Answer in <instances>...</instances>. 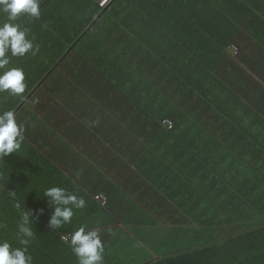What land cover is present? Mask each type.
Returning <instances> with one entry per match:
<instances>
[{
    "label": "crops",
    "instance_id": "obj_1",
    "mask_svg": "<svg viewBox=\"0 0 264 264\" xmlns=\"http://www.w3.org/2000/svg\"><path fill=\"white\" fill-rule=\"evenodd\" d=\"M41 1L45 7L40 8V17L45 20L22 16L17 21L31 27L29 35L35 37L34 45L50 44L48 38L54 37V24L65 33L74 32L83 24L84 30L65 55L78 43L85 53L89 52L90 57L84 58L93 70L87 74L88 69L76 68L74 84L64 83L59 91L63 96L80 86L79 83L88 86L83 93L73 90L79 99L69 113L48 109L45 121L55 127L60 123L67 125L69 138L65 139L70 142L64 143L79 145L75 153L64 158L62 152L66 150L56 149L55 154L61 153L56 162L82 156L101 160L112 152L110 146L128 143L127 138L119 137L121 130L136 126L122 115L124 121L112 120L109 109L114 113L133 112L135 105L144 101L141 98L145 94L158 97L167 94L164 74L171 78L169 72L174 66L180 75L191 66L196 67L199 59H203L206 71L199 70L191 92L198 97L212 96L214 101L205 106L202 122L191 121L186 125L196 131L206 123L207 128L218 131L208 137L207 171L190 172L191 180L183 172H126L128 176L134 174L133 184H137L110 191L114 219L106 211H98L97 204L103 205L98 201L76 210L72 224L57 230L48 228L46 214L41 215L32 224L34 238L28 246L33 264H78L58 234L91 223V218L97 220L94 226L99 225L105 232L104 264H157L199 244L215 242L219 236L223 239L224 232L238 226L264 225V0H112L85 28V16L78 7H85L87 1L77 0L76 4H71L72 0ZM249 21L253 27L248 28ZM90 29L91 35L79 41ZM236 39L240 48L238 56L228 49L231 40ZM184 50L194 51H190L191 57H184ZM184 63L190 65L185 68ZM151 80H163L154 92L137 87V82ZM32 92L28 85L22 97L0 92V108H13L19 120L30 123L26 127L31 131L35 123L28 111L39 109L41 102ZM199 107L196 104L194 110ZM96 119L99 124L89 126ZM104 128L113 134L103 137L100 133ZM24 137L19 152L0 159V237L8 239L14 247L21 246L16 239L20 212L7 190L16 191V201L26 209H46L43 188L57 185L71 189L73 180L72 172H32L30 166L33 169L36 163H26L24 158L38 140L32 142ZM32 157L37 160L40 154L35 152ZM197 158L193 162L195 168ZM82 173L94 175V172ZM199 174L204 191L198 187ZM86 184L85 181L82 186L87 187ZM180 199L185 204L177 212L167 213L169 204L177 205ZM160 205L164 212L157 214L158 217L148 212Z\"/></svg>",
    "mask_w": 264,
    "mask_h": 264
},
{
    "label": "trees",
    "instance_id": "obj_2",
    "mask_svg": "<svg viewBox=\"0 0 264 264\" xmlns=\"http://www.w3.org/2000/svg\"><path fill=\"white\" fill-rule=\"evenodd\" d=\"M76 1L72 0L71 4H76ZM83 1H87L86 6L82 7L80 5L78 8H80L81 14L85 16V28L88 26L87 23H91L100 13V10H104L112 0H109L103 7L98 5V0ZM49 2H52V0ZM61 3L67 5L65 2ZM42 7H45L43 1L40 3V8ZM82 16L81 19L83 20ZM103 19V17L99 18L100 22ZM22 20H26V18ZM42 20H45V18L40 17L39 21L41 22ZM72 23L75 24L74 18ZM82 26L83 24L74 32L65 33L57 24H54V37L48 38L50 44L40 43L39 51L35 55L27 54L24 57L13 58V64L24 69L26 75L25 83L28 85V90H32L33 97L41 101L39 109L28 111L29 113L31 112L30 117L35 123L33 124L34 129L32 131L27 128L30 125L27 120H20L26 122L27 127L24 136L31 139L32 142L38 140L31 151L32 154L35 152L40 154V158L35 160L31 152H29L24 161L32 165L36 163L33 169L30 166L32 172H49L50 170L53 172H72V187L69 190L74 191L78 196H82L87 205L91 203L95 204L98 201L94 199L95 194H104L107 200L103 205L97 204L98 211H106L105 213L114 219L115 208L114 203L110 199V191L121 190L125 186H132L135 176L134 174L125 175L126 172H158V174H163L162 172H183L186 174L187 179L191 180L192 175L190 172L207 171V155L210 153L208 137L211 134H215L218 130L212 127L207 128L205 123L204 127H200L194 131L188 128L186 123L191 121L202 122L205 106L209 101H214V98L212 96L206 98L205 95H202V97L194 96L191 92L195 89L196 76L198 77L200 71H206L205 63L201 61L203 59H199L200 61H198L196 67L191 66L187 72H183L180 75V72L174 71L175 67L173 66L169 72L171 78L169 74H164L165 88L169 90L167 94L160 97L157 94H145L144 98H141L144 101L142 103L139 101L135 105L133 112L129 110L128 112L114 113L112 109H109L112 113L110 114L111 118H113L112 120L124 121L123 116L124 119L128 118L130 121H133L136 126L133 129L123 128L126 130H121L122 135L119 137L127 138L129 140L128 143H115L116 145L110 146L109 149L112 152H109L108 156L101 160L82 156L81 159L71 158L62 163L61 161L56 162L61 157V153L55 154L57 152L56 149L62 147L63 150H66V152H62V154L65 153L64 156L62 155V158H64L67 154L75 153L79 147L75 142L64 143V141L70 142V139H65L69 138L68 132L70 129L67 125L60 123L58 127H55L54 124L47 123L45 119L48 109L57 110L58 108L59 112H70L73 104L79 99L73 91L74 89L82 90V93L88 90V86L79 83L80 86L74 87L70 92L67 91L63 96L59 94V91L64 88V83L74 84L72 81L76 68L80 70L82 68L88 69L87 74L93 73L92 68L85 59L87 56L88 58L90 57L89 52L85 53L78 43L65 55L70 44L84 30ZM247 26L248 28L253 27V23L249 21ZM93 27H95V24ZM29 28L31 31V27ZM91 29L79 41L91 35L90 32H93ZM237 40L235 42L231 40L232 43L230 42L228 46V49L231 50L234 56H238L240 49L237 45ZM184 51L186 52H183L184 57L186 55H188L187 57H191L190 51L194 50ZM197 56H200V52H198ZM61 57V61L53 67ZM189 65L188 63H184L185 68ZM197 71L199 72L196 74ZM174 75H176V79L173 78ZM160 77L161 79L163 78L162 75ZM89 79L93 81L92 78ZM159 81L163 80L141 81L136 84H138V88L146 89L148 92L153 90L154 92ZM39 82L40 84H37ZM161 88L164 87L162 86ZM175 92L176 94L173 95ZM19 100L22 99L20 98ZM196 104L200 105V107L194 110ZM30 122L32 123V121ZM47 126H49V129ZM129 131L132 132V136L129 135ZM96 132L98 134V130ZM111 134H113L111 130H107L106 128L100 133L103 137H109ZM121 141L124 140L121 139ZM102 150H105L104 146ZM196 157H198L197 168L193 167ZM75 165H79V168L75 167ZM191 168L193 169L191 170ZM24 169H28L29 172V168L26 167ZM82 172H94V175H83ZM104 177L106 178L104 179ZM198 180H200L198 187L204 191L205 186L202 184L203 179L200 174ZM85 181L87 187L82 186L85 185ZM189 188L191 190V187ZM161 197L166 202H169L164 196L161 195ZM185 202V200L180 199L177 205L170 203L167 213L177 212ZM43 203H47V199ZM46 209L44 211L47 216L45 223L50 213L48 205H46ZM163 210L164 208L160 205L159 208L153 207L148 212L158 217L157 214L164 212ZM145 213L146 211L143 215ZM81 215L78 214V216ZM39 217L42 218V216ZM83 219H85L84 216H82ZM96 221L94 218H91V223H88V221V224L86 223L85 225L88 228H99L103 243L105 232L103 233L102 229L98 227L99 225L94 226ZM110 222L114 221L110 220ZM100 223L98 219V224ZM73 230V228H70L59 232L58 236L63 243L66 242L62 240L61 234ZM214 232L218 231L214 230ZM220 232L223 233V230ZM224 234L226 235L223 239V236H219L215 242H210L207 245L199 244L194 248H189L184 250V252H178L173 256H169L157 264H264V225L238 226L236 229L224 232ZM54 243L52 244L55 245ZM39 247L42 248L40 245Z\"/></svg>",
    "mask_w": 264,
    "mask_h": 264
},
{
    "label": "clouds",
    "instance_id": "obj_3",
    "mask_svg": "<svg viewBox=\"0 0 264 264\" xmlns=\"http://www.w3.org/2000/svg\"><path fill=\"white\" fill-rule=\"evenodd\" d=\"M22 16L39 20L40 0H0V92L14 97H22L26 83L24 69L14 65L13 58L35 55L39 51V46L33 43L35 37L29 35L30 28L17 22ZM98 124V119L89 122V126ZM25 131L26 122L18 119L13 108H0V159L21 150ZM7 194L20 212L16 239L21 246L14 247L8 239L0 237V264H33V257L28 251L34 238L32 224L44 214L45 209H26L16 201V191L7 190ZM43 197L51 209L47 220L51 230L71 225L75 210L86 206L82 196L62 186L43 188ZM65 241L78 264H104L105 247L99 228H88L84 224L74 227Z\"/></svg>",
    "mask_w": 264,
    "mask_h": 264
},
{
    "label": "built area",
    "instance_id": "obj_4",
    "mask_svg": "<svg viewBox=\"0 0 264 264\" xmlns=\"http://www.w3.org/2000/svg\"><path fill=\"white\" fill-rule=\"evenodd\" d=\"M108 2H109V0H98V5H99L100 7H103V6L106 5ZM232 47H234V45H232ZM94 198H95L96 200H98L101 204H105V202H106V200H107L106 196H105L104 194H102V193L95 194ZM71 232H72V231H71ZM71 232H67V233L61 234V238H62V240H63L64 242H66V241H65V237H69L70 234H71Z\"/></svg>",
    "mask_w": 264,
    "mask_h": 264
},
{
    "label": "water",
    "instance_id": "obj_5",
    "mask_svg": "<svg viewBox=\"0 0 264 264\" xmlns=\"http://www.w3.org/2000/svg\"><path fill=\"white\" fill-rule=\"evenodd\" d=\"M72 46H73V45H72ZM72 46H71V47H72ZM71 49H72V48H71ZM68 50H69V49H68Z\"/></svg>",
    "mask_w": 264,
    "mask_h": 264
}]
</instances>
